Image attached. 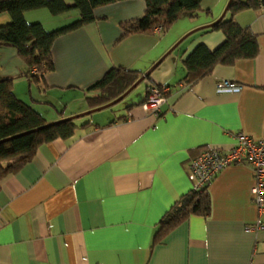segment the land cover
<instances>
[{"label":"crops","instance_id":"obj_1","mask_svg":"<svg viewBox=\"0 0 264 264\" xmlns=\"http://www.w3.org/2000/svg\"><path fill=\"white\" fill-rule=\"evenodd\" d=\"M227 2L202 0L164 31L124 37L121 24L142 16L145 2L101 5L92 22L54 40L53 69L37 83L25 75L16 50L0 45V77L13 78L15 95L50 123L92 109L87 98L98 95L92 85L111 67L141 76L192 31L140 82L137 99L73 119L70 137L41 144L30 161L0 180V264H264V228L247 231L257 219L264 223V207L259 213L252 202L247 164L228 165L209 182V215H191L154 242L161 218L192 188L187 172L194 156L211 147L229 149L239 132L264 137L263 7L233 17L256 35L254 57L217 64L185 81L188 53L224 40L220 30L197 28L215 21ZM77 17L76 9L24 13L47 31ZM8 21L0 14V25ZM222 80L241 91L216 92ZM151 85L168 91L158 117L140 103Z\"/></svg>","mask_w":264,"mask_h":264},{"label":"trees","instance_id":"obj_2","mask_svg":"<svg viewBox=\"0 0 264 264\" xmlns=\"http://www.w3.org/2000/svg\"><path fill=\"white\" fill-rule=\"evenodd\" d=\"M117 0H0V14L6 13L9 21L0 25V45L13 47L26 64L25 75L32 82H39L47 71L53 69L51 48L61 34L86 25L95 19V8ZM142 16L123 22L122 35L143 32L161 26L164 31L183 12L196 11L202 0H143ZM264 8V0H231L222 19L211 29L220 30L224 40L214 49L197 44L184 58L185 81L190 83L210 73L217 64L230 65L237 59L252 58L257 54L256 35L234 20V15L247 8ZM38 8H47L52 15L76 9L78 17L57 29L47 31L39 22H27L24 13ZM36 69L33 72V69ZM140 74L124 67H111L92 88L98 95L89 97V107L104 105L127 90ZM159 88L163 85H155ZM146 90L144 102L150 88ZM47 122L28 103L19 99L13 91V78L0 77V180L30 161L38 147L54 138H68L76 128L75 121L63 120L42 129ZM82 125V124H81ZM210 212L207 186L202 190L180 196L159 222L154 242L162 239L191 215L206 217Z\"/></svg>","mask_w":264,"mask_h":264},{"label":"built area","instance_id":"obj_3","mask_svg":"<svg viewBox=\"0 0 264 264\" xmlns=\"http://www.w3.org/2000/svg\"><path fill=\"white\" fill-rule=\"evenodd\" d=\"M153 29L161 31L157 25ZM36 69H33L35 72ZM242 86L229 80L216 83L215 90L218 93L239 92ZM167 88L152 86L141 103L142 109L153 117L161 113V106L165 102ZM231 164H247L252 168L254 184L251 188L252 202L259 213L264 207V137L253 138L239 132L235 135V143L227 150L219 148H207L194 156L188 164V177L192 184V190L199 191L206 187L212 178L223 168ZM264 223L260 219L247 227V231L261 230Z\"/></svg>","mask_w":264,"mask_h":264},{"label":"water","instance_id":"obj_4","mask_svg":"<svg viewBox=\"0 0 264 264\" xmlns=\"http://www.w3.org/2000/svg\"><path fill=\"white\" fill-rule=\"evenodd\" d=\"M231 0H228L223 12L221 13V15L213 22H211L210 24H207V25H204V26H201L197 29H202V28H205V27H211L212 25H214L216 22H218L220 19H222L224 17V15L226 14L227 12V9H228V6L230 4ZM194 31V30H193ZM192 32V31H191ZM191 32H189L188 34H185L181 39H179L167 52H165L156 62H154L150 68H148L127 90H125L119 97H117L116 99L104 104V105H100V106H97V107H94L92 109H89L85 112H82V113H79V114H75V115H72V116H69L67 118H62L60 120H57V121H54V122H50V123H46L43 127L41 128H38V129H42L44 127H47L49 125H52V124H55V123H58L60 121H63V120H72V119H76V118H79V117H82L84 115H88L92 112H95V111H98V110H101L103 108H106V107H109V106H112L118 102H120L133 88H135L145 77H147L149 75V73L166 57V55H168L187 35H189Z\"/></svg>","mask_w":264,"mask_h":264},{"label":"rangeland","instance_id":"obj_5","mask_svg":"<svg viewBox=\"0 0 264 264\" xmlns=\"http://www.w3.org/2000/svg\"><path fill=\"white\" fill-rule=\"evenodd\" d=\"M142 89H143V83H140L135 88H133L120 102H118L112 106L106 107L104 109L105 110L114 109L117 106L122 105L123 103H126L131 99H137V97H139L141 95ZM101 110H103V109H101ZM77 119H78V121H84L85 119H87V115L79 117Z\"/></svg>","mask_w":264,"mask_h":264}]
</instances>
